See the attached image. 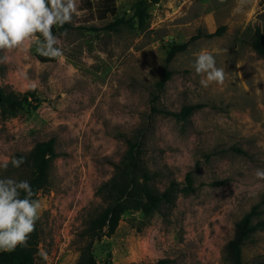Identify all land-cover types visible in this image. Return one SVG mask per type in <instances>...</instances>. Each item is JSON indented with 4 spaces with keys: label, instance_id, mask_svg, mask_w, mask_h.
Instances as JSON below:
<instances>
[{
    "label": "rangeland",
    "instance_id": "1",
    "mask_svg": "<svg viewBox=\"0 0 264 264\" xmlns=\"http://www.w3.org/2000/svg\"><path fill=\"white\" fill-rule=\"evenodd\" d=\"M87 1L54 34L61 55L53 62L41 63L34 45L0 50V87L34 94L16 116L0 115V178L23 177L13 162L36 143L53 139L57 154L35 199L39 255L45 264L77 263L89 241L86 224L105 207L96 191L113 175L125 141L143 128L150 184L162 191L191 173L195 190L148 217L122 216L112 236L94 240L96 262L229 264L224 249L235 223L256 205L253 223L264 221V58L240 38L247 23L259 26L260 0H142L143 28L127 25L141 0H115L116 16L104 21L85 9ZM117 18L127 24L105 30ZM185 42L166 65L170 46ZM204 50L225 67L222 83L195 71ZM165 69L172 76L154 103L160 112H152ZM188 106L197 108L185 120L164 114ZM241 249L243 264L264 263V229Z\"/></svg>",
    "mask_w": 264,
    "mask_h": 264
},
{
    "label": "trees",
    "instance_id": "2",
    "mask_svg": "<svg viewBox=\"0 0 264 264\" xmlns=\"http://www.w3.org/2000/svg\"><path fill=\"white\" fill-rule=\"evenodd\" d=\"M159 1L150 0V4H157ZM86 3L85 9L98 21H104L111 16L115 17L117 14L115 0H88ZM259 4L262 7L261 12L257 15L259 26L255 27L250 22L247 23L241 32L240 38L243 42L248 43L259 57L264 58V0H260ZM145 5V1H138L133 9L130 23L127 24L123 18H117L106 25L105 30L116 31L118 27L124 24L143 28L149 18ZM63 28H67V26L60 25L56 33L54 31L53 33L59 34ZM222 30L223 28L218 29L216 32L207 35V37L218 36ZM189 42L171 45L166 53V65L177 54L184 52ZM37 58L41 63L54 61L53 57L47 55H41ZM171 76V71L165 69L161 79L156 83L155 90L157 95L152 96L151 99L152 112H160L154 107V103ZM31 98H34L32 92L16 94L0 87V115L2 117L16 116L17 112L22 110L23 107L31 106ZM196 108L195 106H188L183 107L179 112L163 113L178 120H185L192 115ZM143 132V128L138 129L134 137L125 141L126 151L121 160L114 165L113 175L97 189L96 196L105 203V207L88 220L83 236L89 241L82 249L76 264H111L110 262H96L92 253L94 240L104 235L106 237L112 236L122 216L128 213L139 212L142 216L148 217L160 207L172 205L179 195H190L194 192L195 188L191 173L185 175L183 183L171 181L162 191L150 184L152 177L144 169L141 158V136L143 137ZM56 157L53 139L36 143L25 157L20 155L16 157V161H21V170H24L23 177L18 180L29 181L33 192L32 199L35 200L39 192L45 188L50 164ZM260 205H264V192ZM258 207V205L254 206L235 223L233 237L228 241L224 249V256L229 264H243L241 248L244 242L252 233L259 229H264V221L253 223V219L259 215L257 212ZM38 239L39 231L35 225V229L30 234L26 244L18 245L13 250L0 251V264H45L43 258L39 255Z\"/></svg>",
    "mask_w": 264,
    "mask_h": 264
},
{
    "label": "clouds",
    "instance_id": "3",
    "mask_svg": "<svg viewBox=\"0 0 264 264\" xmlns=\"http://www.w3.org/2000/svg\"><path fill=\"white\" fill-rule=\"evenodd\" d=\"M80 0H0V50L32 47L54 57L61 55L59 38L52 28L72 22L79 14ZM195 71L208 81L222 83L225 67H217L211 51H201L194 62ZM19 166L21 161H14ZM264 176V171L258 172ZM27 180L0 178V251L26 244L35 229L40 204L32 199Z\"/></svg>",
    "mask_w": 264,
    "mask_h": 264
}]
</instances>
